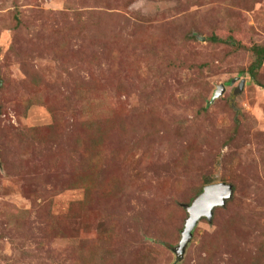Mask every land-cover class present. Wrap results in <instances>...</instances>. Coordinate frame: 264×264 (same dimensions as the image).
<instances>
[{"label": "rangeland", "instance_id": "1", "mask_svg": "<svg viewBox=\"0 0 264 264\" xmlns=\"http://www.w3.org/2000/svg\"><path fill=\"white\" fill-rule=\"evenodd\" d=\"M258 47L264 0H0V264H264Z\"/></svg>", "mask_w": 264, "mask_h": 264}, {"label": "water", "instance_id": "2", "mask_svg": "<svg viewBox=\"0 0 264 264\" xmlns=\"http://www.w3.org/2000/svg\"><path fill=\"white\" fill-rule=\"evenodd\" d=\"M226 87L221 85L216 93V97L225 92ZM234 186L224 182L209 184L199 195L191 206H187L189 218L187 220L186 229L180 245L177 247L176 253L179 258H183L187 248L192 241L193 233L198 223L203 217L213 220L215 209L217 207L226 206L227 201L233 197Z\"/></svg>", "mask_w": 264, "mask_h": 264}, {"label": "trees", "instance_id": "3", "mask_svg": "<svg viewBox=\"0 0 264 264\" xmlns=\"http://www.w3.org/2000/svg\"><path fill=\"white\" fill-rule=\"evenodd\" d=\"M256 53L258 54L257 62L251 69V73L254 74L257 69H259L263 63H264V47H258L256 49ZM218 180L216 178H211L208 180V184H212L214 182H217Z\"/></svg>", "mask_w": 264, "mask_h": 264}]
</instances>
